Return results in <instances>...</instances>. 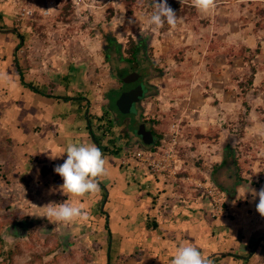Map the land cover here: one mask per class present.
<instances>
[{
  "label": "crops",
  "instance_id": "1",
  "mask_svg": "<svg viewBox=\"0 0 264 264\" xmlns=\"http://www.w3.org/2000/svg\"><path fill=\"white\" fill-rule=\"evenodd\" d=\"M255 1L247 0V5L241 6L248 9ZM18 7L14 0H0V69H5L0 72V160H8L11 155L13 160L17 157V165L15 168L13 165L11 171L14 175H21L19 179H8L0 169V201L5 203L6 212H15L19 208L30 217V207H34V225L48 231L52 227L67 232V239L58 237L62 248L68 241L66 248L73 250L77 247L83 255H96L88 260L89 264H171L181 243L197 246L212 264H264V216L256 207L259 197L254 200L249 192L245 198L238 199V192L242 194L248 185L257 192L262 189L254 182L258 181V176L243 171L244 178L252 182L240 186L229 196L225 194L224 215L220 217L214 216L212 203L195 185L198 180L210 177L209 169L215 170L214 166L223 154L222 148L228 141L225 135L218 140L210 137L213 125L211 120L206 121L210 114L205 110L209 108L201 107V102L203 100L205 104L212 95L207 94L205 88L221 85L217 87L219 92L215 99L220 108L238 103L237 91L229 81L233 78L230 71L237 74L235 70L245 66L238 55L240 48L230 47L227 57L231 65L224 55L221 56V49L218 51L220 45L218 48L215 45L200 48L207 54L204 61L207 63L196 69L201 74L189 72L193 68L183 63L181 70L187 73H180L182 78L178 85L181 87H174L173 81L169 80L171 74L167 79H161L167 85L161 96L163 102L176 109L177 117L186 121L183 127L187 135L180 153L181 168L178 179H175L167 172L148 169L128 154V149L120 155L121 159L115 158L119 157L122 144L116 142L115 150L118 151L110 153L109 140L115 139L114 135L108 133L101 147L95 143L94 128L88 118L90 113L94 120L91 121L96 124V117L106 111L102 102L106 83L97 79L92 85L89 79L91 64L83 58L82 63L75 57L64 63L56 62L57 52L49 50L52 47L33 44L34 30L31 26L25 29V24L20 23ZM263 8L264 5L259 9ZM218 9L221 14L222 9ZM205 18H210L211 26L210 15L201 16L198 11V19ZM255 29L253 27L244 35L238 33L240 39L234 42L253 49L261 44L262 50V20L261 27ZM30 33L27 40L21 39L20 34ZM258 34L261 39L257 38ZM232 50L238 56H229ZM222 57L224 59L220 60ZM185 60L189 61L190 56ZM257 69L255 86L264 73L263 68L257 66ZM226 72L229 77H225ZM48 79L53 82L48 84ZM158 81L154 84L158 85ZM24 120L27 124L23 128ZM164 126V123L154 125L164 134L162 140L168 133ZM12 133L16 136L11 138ZM70 143L95 144L107 157L108 176L100 180L98 193L77 198L68 197L60 190L63 179L54 169L64 162L67 154L52 156L62 155ZM232 144L237 146V143ZM158 147L148 151L156 153ZM35 164L39 169H35ZM252 175L256 177L252 178ZM33 197L37 200H30ZM68 198L84 204L88 213L86 220L56 224L43 217L44 211L40 207L50 202L62 203Z\"/></svg>",
  "mask_w": 264,
  "mask_h": 264
},
{
  "label": "rangeland",
  "instance_id": "2",
  "mask_svg": "<svg viewBox=\"0 0 264 264\" xmlns=\"http://www.w3.org/2000/svg\"><path fill=\"white\" fill-rule=\"evenodd\" d=\"M42 1L35 0L36 4H32L31 6L35 10L25 18L22 13H24V8L27 6L28 0H14L17 7L20 4V8L18 7V11L21 13L20 23L23 22L25 24V29L30 27L32 23L37 25L38 31L33 34L36 35L33 39V44L47 48L52 47L49 50L57 52L56 55L54 54L57 58L56 62L64 63V61L70 60L73 57L79 59V63L86 60L91 64L89 67V79H91L90 82L92 85L97 79H101L106 83L105 94L102 98L103 107L106 111L102 112L98 117L106 118V113H109L111 119H113L114 137L117 140L116 142L122 144V151H120L119 157L114 156L117 159L122 158L120 155L125 149H128L129 152H133L137 148L149 150V146L143 144L140 135V128L143 124H145L149 133L153 129L155 130V139L156 141L158 140L160 129L157 130L153 127V123L150 122L151 119L156 121V125L164 123L165 126L163 128L168 133H170V127H172L171 125L173 123L178 124L181 144L179 151L181 153L182 142L187 135L183 127L186 121L177 117L176 109H171L166 102H163L161 96L167 85L166 81L161 82V79H167V75L169 76L171 74L169 80L171 82L173 81L174 87H181L178 85L182 78L180 73H187L181 70L182 64H187L190 68H193L189 72L201 74L196 69H200L207 63L204 62L207 54L201 51L200 48H211L214 45L216 48L220 45L218 51L221 49V56L224 55L227 59L226 61L231 65L232 62L227 57V53L230 51V47L233 48V45L235 48L241 47V44L238 45V42H234L240 39L238 33L244 35L245 33L248 34L251 32L253 27L257 25V19H261L262 25H264V16L257 12L264 5V0H256L254 2L255 4L250 5L248 9L241 6L243 4L247 5V0H227L230 1L227 4H223L224 0H214V3L217 2L219 4H215V7L207 13L200 12L201 16L210 15L213 20L211 26L201 23L198 16L188 14V20L181 18L176 27L170 29H155L154 26L150 25L149 20L152 13L147 7L135 8L134 14H128L126 4L123 0H72L74 2V13L69 21L58 20L65 0H50L52 10L48 17H43L38 11ZM183 1L192 2V0ZM257 4L259 5L257 6ZM219 7L222 9L221 14H219ZM111 9L115 10V16L108 22L106 19ZM91 18L92 20L90 21ZM99 24L102 25L101 30L107 26L112 29V36L114 37L113 43L115 46H113V49H109L101 41L100 34L101 37L103 35L106 37L107 33L102 34V31L100 33L96 29ZM131 37L135 40H146L144 47L137 53L128 46L131 43ZM259 37L258 34L257 38L261 39ZM185 47H189V50L183 55L179 50ZM193 47H195L194 50H192ZM132 53H135V57L131 56ZM188 55L190 56V60L186 62L185 59ZM200 55H202L201 58H199ZM231 55L238 56L233 50L229 53V56ZM106 58L107 62L105 61ZM223 59V57L220 58V60ZM92 63L98 64V66L94 67ZM254 63L264 69V48L257 55ZM3 70L5 69L1 68L0 72ZM175 73H179V75H175ZM235 73L239 75L230 71V76L233 78H230L231 80L229 82L234 86L233 90L237 91L239 97L238 103L228 106L225 105L226 107L221 106L222 108H220L218 100L215 99L217 91L219 92L217 87L221 85H217V87L207 86L205 91L212 96L206 99L205 104L202 100L201 107L209 108V110L207 108L205 110L207 114H210L206 121L211 120V124L213 125L211 130L213 132L210 137H215L218 140V137L225 135L229 141L237 143L239 147L238 154H240L239 166L237 168L227 158L232 154V151L224 145L222 148L224 154L221 156L219 168L215 170L214 168H210V175L208 176L211 178L212 174L215 179L226 180L229 175L235 174L233 182L239 184L240 176L237 170L243 169V171H246V174L257 175L258 181L254 182L261 185V188H264V73L262 72V76L257 79L256 86H253L255 90L253 88L247 94V101L250 105V110L247 114L245 113L246 107L242 103V99L238 93L240 92V81H247L250 75L249 66L247 64L245 66H239V69L235 70ZM224 75L225 77H229L227 72ZM124 79L142 81L146 85L144 100H138L135 109L128 112L123 111L116 104L121 95V87L124 86L122 83ZM158 79V85H155L154 81ZM51 82L53 80L48 79L47 83L51 84ZM115 86L118 87L117 90L113 89ZM48 91L51 92L50 89ZM106 93L107 97L105 96ZM145 118L148 121L146 122L147 124L144 121ZM91 120L94 121L93 119ZM191 121L193 120L191 119ZM26 124L27 121L24 120L23 128ZM251 125L252 127L249 128L248 126ZM92 128H94L93 132L97 136L98 129L96 125ZM248 131L250 132L248 133ZM218 132H222V134ZM14 136H16L14 133L10 134L11 138ZM207 140L209 141L208 138ZM235 153L237 154V151ZM11 156L13 157V155ZM11 156L8 160H0L1 162L3 160L5 161L3 164L0 163L4 166L0 167V169L8 179H19L21 175L16 173L14 175L13 171H11L13 165V168L17 165V157L13 160ZM191 159L194 160L193 157ZM9 161H11V164H8ZM35 166V169H39L38 164H35ZM255 177L253 176L252 178ZM251 182L250 179L249 183ZM219 189L225 195V191L222 188ZM30 200H37V197L30 198ZM6 210L5 203L0 201V231L3 232L4 237L11 245L18 244L21 248V253L14 257V264H39V261L35 260L36 255H44V262L47 264H80L83 262V258L87 261L95 258L94 256L96 255L91 253L89 255H83L82 251L77 247L73 250L66 248L69 244L68 241L64 244L65 247H61L51 254H48L54 248L56 242H59V236L67 239V232L63 233V231L53 230L52 227H49L51 230L48 231L47 229L38 228L37 225H34L35 223L32 218L35 213L34 211H36L34 207H30V217L22 213L19 208L15 212H6ZM41 211H44V209ZM60 228L62 227L60 226ZM89 241L92 243L91 240Z\"/></svg>",
  "mask_w": 264,
  "mask_h": 264
},
{
  "label": "clouds",
  "instance_id": "3",
  "mask_svg": "<svg viewBox=\"0 0 264 264\" xmlns=\"http://www.w3.org/2000/svg\"><path fill=\"white\" fill-rule=\"evenodd\" d=\"M192 4L198 11L204 13L215 7L214 0H192ZM153 8L149 23L155 29H160L165 24L175 28L180 21V17L169 6L168 0H153ZM64 154H67V158L54 169L63 179L60 190L68 197L77 198L98 193L100 180L108 176V160L101 149L91 143H70L62 155L52 157H62ZM249 192L254 200L259 197L257 211L264 216V188L257 192L248 185L242 194L238 192V199L245 198ZM40 208L44 209L43 217L50 222L55 221L56 224L88 218L84 204L69 198L62 203L50 202ZM171 264H212V262L194 244L181 243L175 250Z\"/></svg>",
  "mask_w": 264,
  "mask_h": 264
},
{
  "label": "trees",
  "instance_id": "4",
  "mask_svg": "<svg viewBox=\"0 0 264 264\" xmlns=\"http://www.w3.org/2000/svg\"><path fill=\"white\" fill-rule=\"evenodd\" d=\"M64 1V0H61ZM123 2L126 4V8H127V13L128 14H134L135 12V8H139V7H147V9L152 13L154 11L153 8V0H123ZM168 4L169 6L176 12L177 16L181 18H186L187 19V15H191V16H198V10L193 6L192 2H186L183 0H168ZM257 12H259V14L264 15V8L258 10ZM74 13V2L72 0H65V3L62 7V11L59 15V19L60 21H69L71 16ZM115 16V10L111 9L107 15V21L110 22L113 17ZM185 19V20H186ZM189 19V18H188ZM187 19V20H188ZM92 20V18L90 19V21ZM89 21V22H90ZM200 22L203 23L204 25H209L210 24V18H205V19H200ZM32 29L34 30L32 34H34L35 32L38 31V27L36 24L32 23L31 24ZM261 27V20H259L257 22L256 25V29L258 30V28ZM162 28H166V29H170V27L165 24ZM96 29L99 30V32L102 34L103 33H109L108 35L106 34V37L103 35V37H101L100 34V39L101 41L106 45V47H109V49H113L114 46V37L112 36L113 32L112 29L110 27H106L102 29V25H98L96 27ZM107 30V31H106ZM93 32V31H92ZM31 36V33L28 35H23L20 34V37L23 41L27 40L28 37ZM130 44L128 46L131 47V50H133L135 53L139 52L141 48L144 47V44L146 43L145 39H140V40H135L134 38H130ZM114 46V47H113ZM189 49V47H185L181 50H179V52L181 54H185V52ZM261 44H259L255 49L251 48V47H247V46H241L239 51H238V55L240 57H242L243 62L245 64H247L249 66L250 69V75L248 76L247 81H240L239 83V88H240V92H239V96L242 99V103L245 105L246 107V114L249 113L250 110V105L247 101V94L253 90H255L254 84H255V80H256V75L258 72L257 69V65L254 63L255 58L257 57V55H259L261 53ZM107 53V51H105ZM135 53H132V57H135ZM151 56L152 54L149 53ZM149 55V56H150ZM181 60V59H180ZM107 62V58L105 60ZM163 73V72H162ZM107 116V120H105V118L99 116L96 117V124H93V122L91 121V117H90V113H89V121H90V126L94 127V125H96L98 132L101 133V135H97L94 133V139H95V143L99 145V147H101V144L104 140V138L107 136V134L109 133L111 136L114 135L113 133V129H114V122L113 119H111V115L109 113H106ZM144 121L148 122L147 119L145 118ZM151 123H153V127L154 125H156V121L152 120L150 121ZM154 129L151 132L153 134V136L156 138V135L154 133ZM160 134H158L159 138L156 141L155 145H151L149 146V148H157L160 144V142L162 141L163 138V133L159 131ZM109 143L111 144L109 147L110 153L113 152H117L118 150H115L116 148V140L115 139H110ZM226 147H228L232 152L231 155H229L227 158L230 159L234 166H236L238 168L239 166V156L240 154H238L239 152V147L238 146H234L232 144L231 141H227ZM114 147V148H112ZM101 149V148H100ZM235 151H237V154L235 153ZM223 154H224V150H223ZM215 169L219 168V163L215 164ZM239 172V176H240V183H234V175H229L227 177L226 180H219V179H215L214 176H211L213 182L219 187L222 188L225 191V194L227 196H229L230 194L234 193L239 187L240 185L243 186L245 184H248L249 181L242 177L243 175V169H239L237 170ZM243 182V183H242ZM243 184V185H242ZM4 227V226H3ZM2 227V228H3ZM61 243L60 242H56V245L54 246V248L48 253L51 254L52 252H54L55 250L61 248ZM19 253H21V248L20 245H11L9 243V241L4 237V234L2 231H0V264H14V257L16 255H18ZM35 260L39 261V264H47L46 262H44V255H36L35 256ZM80 264H89V261L84 260L83 262Z\"/></svg>",
  "mask_w": 264,
  "mask_h": 264
},
{
  "label": "built area",
  "instance_id": "5",
  "mask_svg": "<svg viewBox=\"0 0 264 264\" xmlns=\"http://www.w3.org/2000/svg\"><path fill=\"white\" fill-rule=\"evenodd\" d=\"M32 4H36L35 0H28V4L24 8V13H22L25 18L35 10L31 7ZM51 7L50 0H43L38 11L43 17H48L51 14ZM171 126V131L170 133H167L165 139L161 141L160 146L158 147V152L154 153L143 148H137L133 152H128V154L132 155L135 159L140 160V162L148 169L154 172H167L172 177H175V179H178L181 168L179 151L181 145L179 140L180 128L176 123H173ZM195 185L212 203L214 216H223L225 195L219 187L214 184L210 178L198 180Z\"/></svg>",
  "mask_w": 264,
  "mask_h": 264
},
{
  "label": "water",
  "instance_id": "6",
  "mask_svg": "<svg viewBox=\"0 0 264 264\" xmlns=\"http://www.w3.org/2000/svg\"><path fill=\"white\" fill-rule=\"evenodd\" d=\"M123 82L124 86L116 104L123 111L128 112L134 110L138 100H142L145 97L146 85L142 81L131 79H124ZM140 135L144 145H155L156 139L147 131L145 124L140 128Z\"/></svg>",
  "mask_w": 264,
  "mask_h": 264
},
{
  "label": "flooded vegetation",
  "instance_id": "7",
  "mask_svg": "<svg viewBox=\"0 0 264 264\" xmlns=\"http://www.w3.org/2000/svg\"><path fill=\"white\" fill-rule=\"evenodd\" d=\"M139 40V39H138ZM106 46V45H105ZM123 83V85H124V82H122ZM122 88L123 87H121V91H122ZM142 100H144V98L142 99ZM144 102V101H143ZM145 123H146V121H145ZM147 124V123H146ZM153 131V130H152ZM152 134V133H151ZM153 135V134H152Z\"/></svg>",
  "mask_w": 264,
  "mask_h": 264
}]
</instances>
